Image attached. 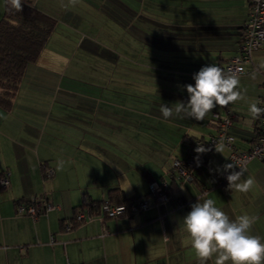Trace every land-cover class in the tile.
<instances>
[{
  "label": "crops",
  "instance_id": "1",
  "mask_svg": "<svg viewBox=\"0 0 264 264\" xmlns=\"http://www.w3.org/2000/svg\"><path fill=\"white\" fill-rule=\"evenodd\" d=\"M28 1L56 25L11 107L0 106V171L9 181L0 187V264H199L183 217L205 199L232 220L255 216L251 234L264 242V159L242 167L241 179L256 181L249 192L230 191L217 171L233 163L223 146L209 148L194 181L177 182L164 203L61 226L84 199L111 197L114 188L141 197L152 182L169 184L172 161L215 133L213 113H231L235 144L251 145L256 118L248 109L264 96V43L252 52L256 68L238 74L245 100L203 121L160 112L162 103L187 101L183 85H194L202 66L223 68L236 54L248 0ZM37 197L58 207L36 217L16 212L17 202Z\"/></svg>",
  "mask_w": 264,
  "mask_h": 264
},
{
  "label": "clouds",
  "instance_id": "2",
  "mask_svg": "<svg viewBox=\"0 0 264 264\" xmlns=\"http://www.w3.org/2000/svg\"><path fill=\"white\" fill-rule=\"evenodd\" d=\"M11 9L23 10L22 0H6ZM243 69H228L217 64L202 66L193 74V84L183 85L188 94L187 101H178L175 107L167 104L160 105V112L165 120L174 116L181 119L203 121L207 114L217 106L227 107L237 100H245L246 89L241 90L238 72ZM255 78V73L252 74ZM264 101H253L249 105V113L253 118L264 114V108L258 105ZM204 146L197 147L198 153L209 151ZM222 152V146L216 147ZM235 163L222 166L227 173V189L247 193L256 183L255 178L249 176L242 180L244 169ZM191 210L183 217L185 231L191 239V247L195 251L199 264H207L215 257L214 264H264V242L261 237L251 234L256 217L240 215L234 220L219 207L213 199H205L190 205Z\"/></svg>",
  "mask_w": 264,
  "mask_h": 264
},
{
  "label": "trees",
  "instance_id": "3",
  "mask_svg": "<svg viewBox=\"0 0 264 264\" xmlns=\"http://www.w3.org/2000/svg\"><path fill=\"white\" fill-rule=\"evenodd\" d=\"M22 3L23 10L17 11L15 9H11L10 6L6 4L5 0L4 11L0 18V106L4 109H9L11 107L12 102L14 100V96L19 87L20 81L22 80L26 67L29 63L34 62L38 58L56 25V19L46 14L45 12L39 10L30 1L22 0ZM229 63L230 61H227L225 63L223 67L225 70H227V66ZM245 68L246 71L239 74L248 73L252 68L256 67L253 61H250L246 63ZM259 101H264V96L260 98ZM260 105L262 104H259L258 106L261 107ZM227 116H229L228 118L230 119V123L225 128H223L221 124L222 120L220 118L215 119L211 116V120L215 122L217 127L215 133L210 135L208 138H195L192 141L191 146L188 148L187 153L182 158H178L183 164H186L189 158H192L195 161L196 166H187V171L188 174L191 176V179H183L182 176L178 175L177 171L175 170V167H173V164H171L172 167L169 171L171 180L169 184H166L165 187L166 193L169 197L170 192L178 184L177 182L194 181V172L198 171L201 168V164L205 160L204 156L206 153H198L196 151L197 147L204 146L206 149H209L215 146H222L220 144H211L210 139L212 137H216L217 134L223 129L227 134L233 137V135L228 131V128L232 123L231 113ZM261 134L262 133L260 132L259 117L256 118L255 135L252 138L251 145L246 149H240L235 144L233 137V149H235L238 153L249 151L256 144H258ZM225 148L227 149L228 155L230 157V150L227 147ZM259 159H264V157ZM42 167L44 169V175L47 176L44 164H42ZM236 169H238V167ZM222 173L223 172L220 173L219 181L220 183H226L227 180L221 181ZM3 174H5V172L0 171V176ZM149 193L150 190L147 195L141 197L126 198L116 188H114L110 190L111 197H106L98 201L86 199V201L89 211L95 215L99 213L100 203L103 202L105 199H107L112 204H123L126 206L127 209H129L128 206L130 205V203H138V201H140L142 198L148 197ZM30 201L31 200H28L26 202ZM82 207H84L83 203L80 204L79 208ZM126 213L133 212L128 210ZM75 216L76 211L74 213V216L70 219H63L61 222V226H63L64 228L66 226H69L70 228L76 223H78V221L75 219Z\"/></svg>",
  "mask_w": 264,
  "mask_h": 264
},
{
  "label": "built area",
  "instance_id": "4",
  "mask_svg": "<svg viewBox=\"0 0 264 264\" xmlns=\"http://www.w3.org/2000/svg\"><path fill=\"white\" fill-rule=\"evenodd\" d=\"M249 3V15L247 20L244 22L239 49L234 56L229 60L230 63L227 66L228 69H243V71L238 72L242 73L246 71V63L252 61V52L259 48L264 43V0H248ZM260 105L264 108V103ZM212 117L215 119L220 118L221 124L223 128H225L229 123L230 119L227 115H219L218 113H213ZM260 139L258 144H256L252 149L247 152L238 153L235 149H233L232 142L233 137L227 134L224 129L221 130L216 137H212L210 139L211 144H220L224 147H227L230 150V158L231 160L238 166L244 167L245 164L252 158H262L264 157V114L260 116ZM173 167L177 171L179 176H182L183 179H191V176L188 174L187 166L194 167L196 166L195 161L192 158H189L186 164H183L180 159L176 158L173 160ZM46 174L49 176L51 174L50 169H46ZM227 173H222L221 181H226ZM8 177L7 174H3L0 176V187H6L8 185ZM166 183H156L152 182L149 185L150 195L152 199L150 200L149 196L142 198L138 203H130L128 206L129 209L126 208L123 204H112L107 199L100 203L99 213L105 217H117L128 210L131 212L144 210L150 207L153 202L156 203H164L169 200V196L165 190ZM84 207L79 208L76 211V220L82 221L85 218L92 217V214L89 211L87 206V201L84 199L83 201ZM86 204V205H85ZM58 206L53 204L52 202L41 198H33L30 202L19 201L16 205V212L18 214H29L32 217H36L39 213L50 210L52 208H57ZM43 209V210H42ZM69 228V226H66Z\"/></svg>",
  "mask_w": 264,
  "mask_h": 264
}]
</instances>
